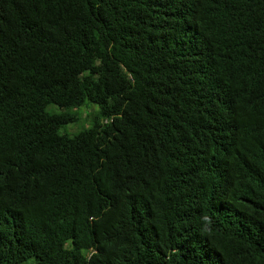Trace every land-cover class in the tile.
<instances>
[{
	"label": "trees",
	"instance_id": "obj_1",
	"mask_svg": "<svg viewBox=\"0 0 264 264\" xmlns=\"http://www.w3.org/2000/svg\"><path fill=\"white\" fill-rule=\"evenodd\" d=\"M0 264H264V0H0Z\"/></svg>",
	"mask_w": 264,
	"mask_h": 264
},
{
	"label": "rangeland",
	"instance_id": "obj_2",
	"mask_svg": "<svg viewBox=\"0 0 264 264\" xmlns=\"http://www.w3.org/2000/svg\"><path fill=\"white\" fill-rule=\"evenodd\" d=\"M91 106H93L94 108H98L96 105H94V104H90ZM89 107V106H83V107H81V109H80V111H81V113H82V117L83 118H86L87 117V115L92 111V108L93 107ZM86 121L84 120V119H82V122L80 123V124H78V127H84V126H88V122H86ZM77 127V128H78ZM76 128V129H77Z\"/></svg>",
	"mask_w": 264,
	"mask_h": 264
}]
</instances>
